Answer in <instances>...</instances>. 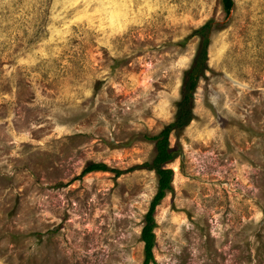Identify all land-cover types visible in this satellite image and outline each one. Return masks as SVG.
<instances>
[{"label": "rangeland", "instance_id": "rangeland-1", "mask_svg": "<svg viewBox=\"0 0 264 264\" xmlns=\"http://www.w3.org/2000/svg\"><path fill=\"white\" fill-rule=\"evenodd\" d=\"M232 2L0 0V264H142L146 136L175 119L208 23L152 257L264 264V0Z\"/></svg>", "mask_w": 264, "mask_h": 264}, {"label": "trees", "instance_id": "trees-1", "mask_svg": "<svg viewBox=\"0 0 264 264\" xmlns=\"http://www.w3.org/2000/svg\"><path fill=\"white\" fill-rule=\"evenodd\" d=\"M223 11L226 16L229 15L233 6L232 0H221ZM212 29V23L204 25L196 30L193 36L200 39L196 57L192 69L185 74L181 97L176 104L175 119L166 126L158 135L147 137L146 139L154 142L155 156L150 163L142 164L140 167L155 173L157 177V190L153 199L149 203V208L144 217V224L140 232V241L143 244V262L142 264H155L152 257V250L155 244L153 230L155 228L153 213L160 201L171 191L172 171L166 169L165 165L172 162L176 156L175 150L169 148L168 137L173 131L184 129L192 120L191 101L195 92L199 75L207 69V55L209 46V33ZM134 168H132L133 170ZM129 170L128 172L132 171ZM108 168L104 164H88L81 172L80 177L93 172H107ZM115 177L124 174V171H112Z\"/></svg>", "mask_w": 264, "mask_h": 264}]
</instances>
